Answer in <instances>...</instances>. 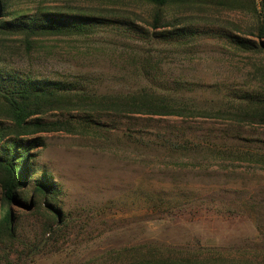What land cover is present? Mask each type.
<instances>
[{"label":"rangeland","instance_id":"rangeland-1","mask_svg":"<svg viewBox=\"0 0 264 264\" xmlns=\"http://www.w3.org/2000/svg\"><path fill=\"white\" fill-rule=\"evenodd\" d=\"M262 3L2 0L4 22L74 32L0 35L1 86L71 104L34 117L66 128L0 144L2 158L7 142L34 145L25 195L4 207L0 189L15 229L0 264H264V126L237 115L264 99ZM141 95L174 113L99 105ZM43 184L58 222L33 193Z\"/></svg>","mask_w":264,"mask_h":264},{"label":"trees","instance_id":"trees-1","mask_svg":"<svg viewBox=\"0 0 264 264\" xmlns=\"http://www.w3.org/2000/svg\"><path fill=\"white\" fill-rule=\"evenodd\" d=\"M150 4L161 8L168 3V0H148ZM254 5V4H253ZM264 10V3L261 4ZM254 12L256 7L254 5ZM161 17L159 12H156L153 17L152 27L154 29L161 26ZM75 30V28H74ZM258 30V41L264 39V19L261 20ZM74 32L73 29L64 24L60 19L55 17H47L45 22L37 25L14 24L0 20V35H20L27 40L31 37L43 35H63ZM261 44V43H260ZM264 49V43L261 44ZM70 92L63 90H44L30 87L11 88L0 85V121H5L10 124L9 127L0 128V144L10 135L14 139L25 137L29 134H37L50 130H59L66 128L64 123H40L34 117L44 115L47 112L55 111L56 109L69 106ZM103 101L99 103L100 107L106 106L108 109L127 110L130 112L143 113L144 110L154 113L172 114L171 106L168 102L161 100L160 104L153 105L147 97L141 95L139 97L130 96L128 98L109 99L102 97ZM107 100H110L107 102ZM116 103H114V102ZM249 107L238 111V116L243 117L254 123H260L264 126V99L263 100H248ZM120 109V110H119ZM241 113V114H240ZM21 142V141H20ZM34 147L29 144L26 147L14 145L7 142L4 146L6 157H0V189L2 192V201L4 207L18 201V197L25 195L26 185L30 172V155L29 151ZM254 156L247 154V157ZM34 194L42 198V207L48 211L52 218H56L58 222V212L53 209L52 202L57 194L56 190L49 185L37 186L33 190ZM15 229L12 227V217L7 209L0 221V242H11L14 240ZM158 260L159 264H175L170 259ZM183 264H195L190 260H183Z\"/></svg>","mask_w":264,"mask_h":264},{"label":"water","instance_id":"water-1","mask_svg":"<svg viewBox=\"0 0 264 264\" xmlns=\"http://www.w3.org/2000/svg\"><path fill=\"white\" fill-rule=\"evenodd\" d=\"M3 17V4H2V0H0V20ZM26 211H31L33 208V203L32 200H30V203L27 206H24Z\"/></svg>","mask_w":264,"mask_h":264}]
</instances>
